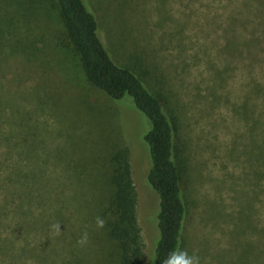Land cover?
I'll list each match as a JSON object with an SVG mask.
<instances>
[{
  "label": "rangeland",
  "instance_id": "obj_1",
  "mask_svg": "<svg viewBox=\"0 0 264 264\" xmlns=\"http://www.w3.org/2000/svg\"><path fill=\"white\" fill-rule=\"evenodd\" d=\"M85 1L112 58L175 120L181 248L201 264H264V80L251 72L247 29L234 17L244 0ZM0 115L8 126L0 166L23 211L24 264H114L105 253L114 243L107 247L95 223L96 182L101 157L119 143L129 149L142 264H153L158 196L146 178L147 120L130 99L92 88L53 0H0ZM77 119L105 121V134Z\"/></svg>",
  "mask_w": 264,
  "mask_h": 264
},
{
  "label": "trees",
  "instance_id": "obj_2",
  "mask_svg": "<svg viewBox=\"0 0 264 264\" xmlns=\"http://www.w3.org/2000/svg\"><path fill=\"white\" fill-rule=\"evenodd\" d=\"M53 1L59 8L68 38L80 57L84 75L92 88L111 100L130 99L147 120L143 140L148 146L150 167L146 178L158 196L156 218L159 234L154 248V264H160L169 251L182 246L186 216L181 167L175 144V120L166 111L162 98L150 91L135 71L112 58L99 35L96 17L85 0ZM233 13L247 29L248 36L243 44L251 72L260 74L264 80V0L235 3ZM237 13L241 15L236 17ZM75 121L86 127L99 128L105 134V121ZM5 123L6 120L0 115V133L4 136L8 133ZM262 138L264 145V128ZM108 153L107 157H101L104 180L96 182V192L99 198L103 197L98 216L106 221L100 234L105 238L108 248V241L114 243L113 248H109L108 252L105 250V253L107 256H116L114 264H142L141 229L137 221V196L132 180L129 149L119 143ZM5 160L7 147L0 142V162H6ZM11 187V180L2 176L0 166V264H24L22 258L28 248L23 236V211L16 206L9 191ZM42 252L46 256V252Z\"/></svg>",
  "mask_w": 264,
  "mask_h": 264
},
{
  "label": "clouds",
  "instance_id": "obj_3",
  "mask_svg": "<svg viewBox=\"0 0 264 264\" xmlns=\"http://www.w3.org/2000/svg\"><path fill=\"white\" fill-rule=\"evenodd\" d=\"M96 227L103 229L106 225V221L103 217H96ZM52 229L59 234L61 226L59 223L53 224ZM89 242V234L87 231L83 232L81 237L77 240L79 246H86ZM153 262V261H152ZM154 264V262H153ZM160 264H201V259L198 254H189L188 250L181 247H174L169 251L160 261Z\"/></svg>",
  "mask_w": 264,
  "mask_h": 264
}]
</instances>
